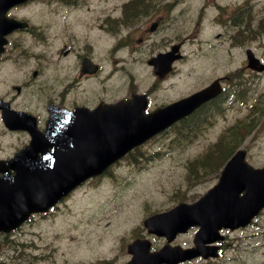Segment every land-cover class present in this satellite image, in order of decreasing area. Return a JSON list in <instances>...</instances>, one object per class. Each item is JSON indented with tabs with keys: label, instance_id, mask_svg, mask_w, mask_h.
Segmentation results:
<instances>
[{
	"label": "rangeland",
	"instance_id": "obj_1",
	"mask_svg": "<svg viewBox=\"0 0 264 264\" xmlns=\"http://www.w3.org/2000/svg\"><path fill=\"white\" fill-rule=\"evenodd\" d=\"M88 1L93 8L107 7V3H113V0ZM251 1L254 5L253 12H261L264 18V0ZM38 7L29 5V8H26L27 15L33 23L37 22L36 15L40 11L36 9ZM196 11L197 7L194 5L184 8L183 29L190 30L192 16ZM248 23L250 28L255 27L257 20L245 21V28ZM231 34L227 25L223 38L219 40V54L225 53L226 58L230 60L232 70L240 69L244 64V46H231L228 49ZM132 42H135V36ZM108 46L110 45L105 41L103 47ZM246 47H250L257 56L264 58V31L260 38L247 43ZM139 49L140 46H136L133 56L127 58L132 65L137 57H141L140 74L134 80L136 84H132V76L125 73L120 63L108 86L121 85V88L125 86V90L120 91L121 88H117L109 93L108 89L105 91L106 98L115 101L126 95L132 87L141 91L148 87L142 82L147 54L140 55ZM184 49L187 54H191V58H194L195 54L202 53L196 52L188 42H185ZM207 50L218 72L223 73L224 67L218 62L220 55L210 54L212 50ZM64 63L63 61L58 63L60 72ZM127 69L131 70V67ZM106 71L104 69V72ZM213 71L214 69L210 70V74ZM19 78H21L19 72L14 74L10 69L0 75V83L6 86L17 83ZM139 78L142 80L140 81ZM174 78L177 79V75ZM239 78L247 81L249 87L255 88L257 103L254 99L247 102V98L253 97V94L243 92L232 99V107L225 112L224 119L217 118L209 124L218 111L205 108L200 111V115H194L179 126L170 129L167 134L152 138L132 153H128L107 173L106 177L84 183L72 196L59 204L52 214L35 217L23 229L27 233L26 249L17 254L8 251L12 256V264H120L128 258L124 242L130 241L132 230L140 227L139 222L141 218H145V214L159 208L172 207L180 201L191 203L217 182L220 169L217 172L207 173L201 179H195L190 168H194L198 174L202 173L201 170L196 171L193 161L204 154L219 139L222 132L225 138H228L226 129L239 120L255 118L256 129L239 146L247 150L246 159L250 164L263 165L264 73L255 75L241 70ZM199 80L200 77L185 66L183 77L175 82L176 86L166 81L153 89L149 106L153 107L156 103L168 101L176 96L188 95L199 87ZM203 80L206 85L212 77L206 76ZM177 86L180 92H174ZM228 102L226 100L224 105H228ZM226 126L229 127L223 130ZM14 147V142L1 141L0 155H10ZM227 150H229L228 146ZM111 175L126 176V180L104 182L110 179ZM195 230L191 228L187 233L179 235L172 244H178L182 248L189 247ZM224 233L228 241L217 259H195L183 264H264V219L257 217L251 226L234 231H223L222 234ZM151 241L152 248L164 243L163 238L157 237H153Z\"/></svg>",
	"mask_w": 264,
	"mask_h": 264
},
{
	"label": "flooded vegetation",
	"instance_id": "obj_2",
	"mask_svg": "<svg viewBox=\"0 0 264 264\" xmlns=\"http://www.w3.org/2000/svg\"><path fill=\"white\" fill-rule=\"evenodd\" d=\"M75 1L55 0L56 3L61 4V7L52 11L58 13L48 10L37 12L36 34L30 20L21 12H25L20 9L22 5L7 9L6 13L12 20L0 22L2 35L0 37V75L11 69L14 74L19 72L21 76L17 79V83L6 86L0 83V106L4 101L14 111L23 113L17 115L18 120L14 121L13 125H27L29 129L34 127L42 131L46 125L49 107L53 114H59L60 110L64 109L86 108L88 113L85 117L88 121H94L92 115L96 108L103 116L113 117L108 110L100 106L117 104L121 101L135 102L134 105L138 107L145 101L142 111L147 113L146 117H148L151 114L150 111L174 103L184 96H176L168 101L156 103L153 107L149 106L153 89L166 81L176 86L175 82L183 77L185 66L200 77L199 83L206 76L211 75L213 80L219 79L221 84H229L232 75L239 73L238 70L233 73L228 69L226 73L213 71L210 74L215 62L208 55L207 49L212 50L210 54H214L217 48L219 50V40L223 38L226 29V25L220 21L224 15L220 10H218L217 24L188 30L182 27V8L177 7L185 0L175 2L130 0L128 3L124 2L122 6L115 4V7L107 9L87 7L85 0L79 5ZM131 3L136 4V7H127ZM19 22H27L28 28L15 29L20 26ZM239 33L240 31H237L234 35L235 46L246 47L248 40H254L252 34L247 39L242 37L244 41H239L237 38ZM28 35L37 39L39 51L28 53ZM133 36H135V42L131 43ZM105 41L110 46L103 47ZM185 42H188L196 52L202 53L195 54L194 58H191V54L185 52ZM136 46H140L138 51L140 55L147 54L143 68L145 74L143 80L141 78L139 80L148 87L142 91L132 87L126 95L115 101L106 98V90L109 89L110 93L112 90L121 88V85L108 86L120 63L125 73L132 76V84H136L134 80L140 74L141 57H137L132 65L127 59L133 56ZM172 51L175 58L166 66V70L161 73L155 72L149 62L158 54ZM61 61L65 62L62 72L58 64ZM228 63L227 59L226 65ZM127 67H131V70ZM104 69L107 71L104 72ZM175 75L177 79L174 78ZM124 90L125 86L120 89V91ZM196 90L198 89L194 91ZM174 92H180L178 86ZM222 95L224 92L203 104L190 116L200 115V111L208 108L212 101ZM31 98L32 101H28ZM2 111L0 107V142H14V150H17L29 142L30 133L6 126L2 120ZM183 121L184 119L173 123L167 130L156 136L167 134L169 129L179 126ZM80 122L76 121L79 124ZM80 125L83 129L79 131V134L82 135L86 133L84 128L87 126ZM70 135L72 136V133ZM39 156H42V153H39ZM9 157L0 155V159ZM9 173L13 175L15 172L10 170ZM27 223L14 231H0V252L8 250V244L11 241L20 243L22 250L26 249L27 233L21 228ZM227 240L226 236L225 241L219 243L220 253ZM10 263L11 255L8 254L0 260V264Z\"/></svg>",
	"mask_w": 264,
	"mask_h": 264
},
{
	"label": "water",
	"instance_id": "obj_3",
	"mask_svg": "<svg viewBox=\"0 0 264 264\" xmlns=\"http://www.w3.org/2000/svg\"><path fill=\"white\" fill-rule=\"evenodd\" d=\"M216 94L217 91H214V86H210L177 105L172 104L163 109H158L149 114L148 117L141 115L145 101L136 112L120 113L129 108L132 101H121L115 105L106 106L113 115L112 127L100 126L104 130V149L107 150V153L102 152L94 140L87 138L88 133L79 134V131L83 129L82 127L74 126L69 132L70 126H67L68 131L64 134L67 135L66 174L58 172L57 166L52 165L54 158L46 159L51 162L50 165H43L41 160L27 158L26 155H23L22 161L15 159L1 166L4 169L23 168L25 171L16 174L14 177L7 174L0 176V190H6L13 196L28 195L22 201L19 197L12 198L9 211L11 217L14 219L22 218L27 211L47 210L49 206L83 179L101 173L109 164L120 158L133 146L141 144L162 131L175 119L187 114L199 103ZM73 119L72 116H67V121ZM88 126L92 130L91 135L98 138L101 130L91 124ZM51 128L57 131L60 127L51 124ZM48 156L53 157L55 155L50 154ZM55 157L60 158V156ZM245 175L253 177V183L250 186H247L243 180ZM263 178L264 168L253 169L248 166L245 162V150H238L225 165L218 184L209 190L204 197L191 205L179 204L168 212L151 216L144 221V226L149 233L163 236L170 242L177 233L185 232L190 226L197 225L199 229L193 240L195 248L184 255L181 260L197 255L203 257L216 256L217 247L204 246V244L221 240L223 237L218 235V231L222 227L235 229L250 221L260 208L257 206L254 193L259 190V184ZM243 189L247 191L243 197L244 202L233 201V197L238 200L235 195ZM249 194H251L250 197ZM128 247L130 253L133 254V261L130 264H140L141 258L144 256L155 258V264L177 262V260L170 261L169 259L171 257L169 251L173 252L177 248H170L168 245L151 255L148 254V242H134ZM202 248L203 250H200Z\"/></svg>",
	"mask_w": 264,
	"mask_h": 264
},
{
	"label": "trees",
	"instance_id": "obj_4",
	"mask_svg": "<svg viewBox=\"0 0 264 264\" xmlns=\"http://www.w3.org/2000/svg\"><path fill=\"white\" fill-rule=\"evenodd\" d=\"M224 148H226V145L225 146H223ZM223 147L221 146V144H217L216 146H215V150L216 151H223L224 149H223Z\"/></svg>",
	"mask_w": 264,
	"mask_h": 264
}]
</instances>
